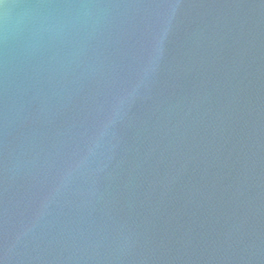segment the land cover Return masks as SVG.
Returning a JSON list of instances; mask_svg holds the SVG:
<instances>
[{
	"label": "water",
	"instance_id": "obj_1",
	"mask_svg": "<svg viewBox=\"0 0 264 264\" xmlns=\"http://www.w3.org/2000/svg\"><path fill=\"white\" fill-rule=\"evenodd\" d=\"M0 264H264V0H0Z\"/></svg>",
	"mask_w": 264,
	"mask_h": 264
}]
</instances>
